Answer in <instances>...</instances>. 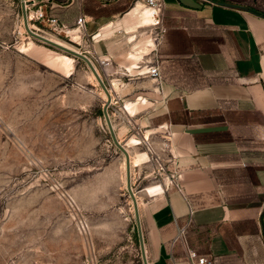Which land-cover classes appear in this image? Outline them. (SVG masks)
I'll list each match as a JSON object with an SVG mask.
<instances>
[{"label": "rangeland", "instance_id": "obj_1", "mask_svg": "<svg viewBox=\"0 0 264 264\" xmlns=\"http://www.w3.org/2000/svg\"><path fill=\"white\" fill-rule=\"evenodd\" d=\"M26 1L41 6L49 18L51 10H69L77 2L73 23L56 18L68 35L54 33L45 22L28 20L29 27L87 57L111 103L107 119L108 94L88 63L32 37L24 24L23 0H0V264H127L130 250L124 247L133 240V227L137 234L135 208L127 186V158L109 125L117 138L111 115L118 114L120 123L131 126V139L141 142L136 146L117 138L129 154L139 204L148 181L134 186L133 153H149L151 168L145 174H154L159 158L126 105L144 97L148 104H141L140 112H151L154 99H146L147 94L161 95L151 90L145 74L154 52L150 27L142 26L143 8L138 4L128 17V31L111 40L98 35L95 19L88 20L85 31L76 30L87 1L84 6L81 0ZM96 1L92 4L103 3ZM127 3L126 13L134 2ZM105 56L113 61L109 71L98 62ZM134 80L142 85L136 90L144 93L141 99L128 96ZM162 169L159 165L156 172Z\"/></svg>", "mask_w": 264, "mask_h": 264}, {"label": "crops", "instance_id": "obj_2", "mask_svg": "<svg viewBox=\"0 0 264 264\" xmlns=\"http://www.w3.org/2000/svg\"><path fill=\"white\" fill-rule=\"evenodd\" d=\"M92 1L83 0V10L88 20L99 21L98 35L114 40L128 31L136 9L126 13L128 0ZM219 3L249 5L168 0L167 33L153 54L160 84L149 77L151 90L161 95L147 94L153 110L141 113L140 105L148 104L137 92L142 85L134 80L128 94L143 97L126 109L134 110L130 118L149 135L159 158L154 174H145L148 161L133 159L148 152L134 151L131 161L134 186L148 181L138 197L148 264H193L189 252L213 264H264V17ZM111 120L118 140L140 146L118 114ZM159 165L165 169L157 173ZM135 231L124 247L130 250L127 264H143Z\"/></svg>", "mask_w": 264, "mask_h": 264}, {"label": "built area", "instance_id": "obj_3", "mask_svg": "<svg viewBox=\"0 0 264 264\" xmlns=\"http://www.w3.org/2000/svg\"><path fill=\"white\" fill-rule=\"evenodd\" d=\"M83 1V0H81ZM102 1H113V0H102ZM168 0H132L134 2L133 8H136L138 4L142 5V8H148L150 11L149 18L151 19L150 24V35L152 36V51L154 52L163 42L165 35L167 33L166 28L163 26V13L166 7V3ZM23 4L25 5L26 12L28 15L29 21H35L37 23H47V25L52 29L54 33L65 32L68 35L70 32L65 31V26L62 27L59 21L55 18H49L47 14L43 11L41 6H37L35 2L23 0ZM88 23V18L86 16H81L77 21V29L76 30H86V25ZM40 29H37L36 33L39 32ZM35 32V31H34ZM101 68L104 71H109L113 67V61L110 57H102L98 60ZM145 74L155 80L158 84L161 82V67L157 57H153L146 67ZM164 148L168 149L169 145L164 144ZM164 170V168L162 169ZM183 232H180V235ZM189 258L193 262V264H213V261L206 258H198L196 252H189ZM198 260L196 261V259Z\"/></svg>", "mask_w": 264, "mask_h": 264}, {"label": "water", "instance_id": "obj_4", "mask_svg": "<svg viewBox=\"0 0 264 264\" xmlns=\"http://www.w3.org/2000/svg\"><path fill=\"white\" fill-rule=\"evenodd\" d=\"M219 5L221 6H225V7H228V8H233V9H238V10H242V11H245V12H249V9H247L246 7H242V6H236V5H231V4H222V3H219ZM22 14H23V19H24V24H25V28L26 30L28 31V33L46 43V44H49L53 47H56L64 52H67L69 54H72L76 57H79V58H82L84 59L89 67L91 68V70L93 71L95 77L97 78L98 82L100 83V85L102 86V88L105 90V92L108 94V91H107V88L105 87V84L103 82V79L101 78V76L98 74L97 70L95 69V67L93 66V64L88 60L87 57L77 53V52H74L72 50H70L69 48H66L64 46H61L59 44H57L56 42L44 37V36H41L35 32H33L30 27H29V23H28V15H27V12H26V8H25V5L22 4ZM108 102L105 106V114L107 116V119H109L108 117V114H107V108L109 106V104L111 103V96L108 94ZM109 123H110V120H109ZM110 131H111V134H112V137H113V140L114 142L122 149L123 153L126 155V158H127V186H128V191L130 193V196L132 197L133 199V202H134V208H135V218H136V224H137V232H138V236H139V243H140V249H141V256H142V260H143V264H148V261H147V256H146V251H145V242H144V236H143V229H142V225H141V218H140V213H139V204H138V201H137V198L135 197V194L133 193L132 191V184H131V166H130V158H129V154L128 152L119 145L118 141H117V138L115 136V133L113 131V128H112V125L110 123Z\"/></svg>", "mask_w": 264, "mask_h": 264}, {"label": "trees", "instance_id": "obj_5", "mask_svg": "<svg viewBox=\"0 0 264 264\" xmlns=\"http://www.w3.org/2000/svg\"><path fill=\"white\" fill-rule=\"evenodd\" d=\"M249 5L247 6L248 9L253 12L254 14L264 17V5L263 3L258 4L257 0H247ZM76 5V6H75ZM73 8L69 10H65L64 8H56L49 12L51 18L60 19L62 22L71 24L74 22L75 16V7H77V2H74Z\"/></svg>", "mask_w": 264, "mask_h": 264}, {"label": "bare ground", "instance_id": "obj_6", "mask_svg": "<svg viewBox=\"0 0 264 264\" xmlns=\"http://www.w3.org/2000/svg\"><path fill=\"white\" fill-rule=\"evenodd\" d=\"M139 5H141V4H139ZM142 6V5H141ZM144 12H146V16L145 17H143L142 16V13L140 14V16H141V18H142V22H143V18H146V19H148V23L145 25H143V26H148V24H150V22H151V19L149 18V14H150V11H149V9L148 8H143V14H144ZM148 48H149V46H148ZM63 58V57H62ZM66 67V66H65ZM67 68L69 69V68H72V63L70 62V60H69V62H68V65H67ZM93 75V74H92ZM94 76V75H93ZM133 159H136L137 161H139V162H143V161H147L148 160V155L146 154V153H144L142 156H139V157H135V158H133ZM153 190L154 189H150V191L149 192H153Z\"/></svg>", "mask_w": 264, "mask_h": 264}]
</instances>
